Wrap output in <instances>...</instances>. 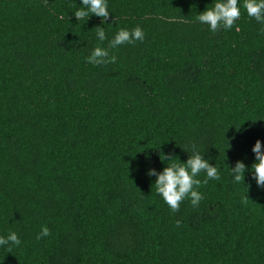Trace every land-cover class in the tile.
I'll return each mask as SVG.
<instances>
[{
	"label": "trees",
	"instance_id": "1",
	"mask_svg": "<svg viewBox=\"0 0 264 264\" xmlns=\"http://www.w3.org/2000/svg\"><path fill=\"white\" fill-rule=\"evenodd\" d=\"M106 2L102 24L75 18L82 0H0V237L21 240L0 264H264V24L244 0L215 33L197 16L217 0ZM137 26L116 63L87 62ZM193 145L221 179L202 172L204 199L173 213L147 173Z\"/></svg>",
	"mask_w": 264,
	"mask_h": 264
},
{
	"label": "clouds",
	"instance_id": "2",
	"mask_svg": "<svg viewBox=\"0 0 264 264\" xmlns=\"http://www.w3.org/2000/svg\"><path fill=\"white\" fill-rule=\"evenodd\" d=\"M82 5L83 7L74 13L78 21L85 18L89 19L90 15L101 18L102 24L109 20L110 12L106 0H82ZM243 7L246 9L249 17L264 24V0H244ZM240 16L241 11L238 6V0H217L214 7L208 8L201 14H198L197 19L200 23L208 25L210 31L215 33L221 28L226 30L232 29ZM96 34L101 42L107 38L104 29L100 26L96 27ZM144 39V31L139 26L132 30L121 29L109 42L108 48L96 47L91 55L87 57V62L94 66L114 64L117 61V57L110 55L109 49L117 48L124 44H133L136 41L143 42ZM192 149L186 163H173L165 167L162 172L158 173L155 169H151L147 173L150 176L156 177L154 184L156 191L162 196L164 202L173 213L179 212L180 205L186 198L191 199L193 207H198L204 199L203 195L196 190L201 185V180L196 177L202 172H205L207 176L203 181L204 184H207L209 179L217 181L221 179L217 167L210 165L208 160L195 150V145L192 146ZM252 151L257 161L252 165L253 178L259 187H264V144L260 140H257ZM245 171V164L242 161H237L235 167L231 168L234 181L244 182ZM248 199V196L243 197L242 202L247 203ZM180 225L181 221L177 220L176 226L179 227ZM50 235V229L47 226H42L37 239L39 240ZM9 243L15 246L21 244L17 233H10L6 239L0 237V246L8 245Z\"/></svg>",
	"mask_w": 264,
	"mask_h": 264
}]
</instances>
